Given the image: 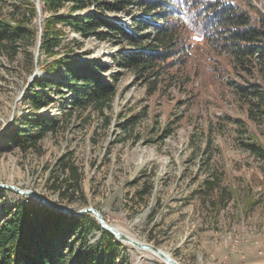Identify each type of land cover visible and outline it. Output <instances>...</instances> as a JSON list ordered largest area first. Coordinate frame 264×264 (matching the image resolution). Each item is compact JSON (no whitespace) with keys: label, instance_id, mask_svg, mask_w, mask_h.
Listing matches in <instances>:
<instances>
[{"label":"rangeland","instance_id":"obj_1","mask_svg":"<svg viewBox=\"0 0 264 264\" xmlns=\"http://www.w3.org/2000/svg\"><path fill=\"white\" fill-rule=\"evenodd\" d=\"M222 1L241 8L254 5L264 13V0ZM198 4L202 2L193 0ZM142 7L134 2L105 15L128 28ZM95 10L92 5L73 9L71 2L53 11L43 0H0V17L12 23L23 20L29 28L16 42L14 55L8 47L0 49V183L32 189L74 211L94 207L113 228L160 247L180 264H264V159L242 143L255 137L264 145V111L252 107L255 118H247L232 82H243L246 72L217 48L218 32L196 31L185 16L187 7L173 15L182 36L178 49L159 60L162 70L147 78L115 62L127 41L84 37L57 22L62 54L74 62L101 60V75H116L112 101L103 113L91 106L71 111L69 85L47 88L50 99L36 113L54 115L55 128L26 150L6 141L15 119L23 127L20 119L33 111L23 96L30 81L45 74L49 57L38 46L44 19ZM153 31L150 24L138 33L144 40ZM246 76L264 85L262 77ZM63 164L77 168V189L64 190L72 178ZM20 202L36 201L0 187V219L4 208ZM82 215L85 231L82 235L76 229L68 239L73 252L66 264L86 260L105 232L92 213ZM113 238L119 243L116 261L166 264Z\"/></svg>","mask_w":264,"mask_h":264},{"label":"trees","instance_id":"obj_2","mask_svg":"<svg viewBox=\"0 0 264 264\" xmlns=\"http://www.w3.org/2000/svg\"><path fill=\"white\" fill-rule=\"evenodd\" d=\"M66 2H71L73 9L92 5L96 10L76 16L52 14L44 19V25L38 33V46L44 55L49 57L43 65L45 74L30 81L23 96L33 111L24 114L20 119L23 127L17 126L18 119H15L17 127L9 129L6 139L15 142L21 150L34 145L48 130L55 128L57 119L54 115L36 113L39 107L50 99L47 88L51 90L54 87L69 85L67 89L71 91L68 95L72 105L71 111L74 106H91L103 113L115 93L111 81L116 80V75L102 76L101 60L74 62L73 58L58 50L62 31L56 26L57 22L71 26L84 37L97 34L103 38L113 36L127 41L128 46L120 55L114 56L115 62L131 67L136 73H143L147 78L162 70L163 65L159 60H165L178 49L182 36L173 15L179 12L181 7H187L185 16L198 33L206 35L209 31L218 32L219 36L214 38L217 48L229 53L232 61L247 75L254 73V76L264 79V13L254 5L249 4L247 8H241L222 0H206L204 3L200 0L202 4L198 5H193V0H43L45 6L53 11ZM134 2L143 6L142 12L133 16L128 28L125 27L127 25L122 26L105 15L106 11L125 10ZM155 9L161 11L155 14ZM150 24L154 27L153 36L151 39L142 40V34L138 32ZM100 27L107 30L97 31ZM28 33L29 28L23 20L12 23L0 17V49L8 47L14 55L17 52L16 42L24 39ZM246 74H242L245 82H232L236 84L238 97L245 103L247 118L252 119L255 118L252 107L264 111V85L248 78ZM235 121L244 126L242 120ZM241 129L246 130L245 127ZM242 143L254 156L264 159V145L255 137ZM67 168L72 182L65 183L64 190L77 189V168L62 165V170ZM60 194L64 196L65 193L62 191ZM3 211L4 217L0 219V264H66L73 252V244L68 239L76 229L83 235L86 227V215H67L38 201L20 202L12 208H4ZM82 241L85 242V235ZM118 246L119 243L113 236L104 232L102 240L94 244L87 253L86 260H77L74 264H124L121 260L116 261Z\"/></svg>","mask_w":264,"mask_h":264},{"label":"water","instance_id":"obj_3","mask_svg":"<svg viewBox=\"0 0 264 264\" xmlns=\"http://www.w3.org/2000/svg\"><path fill=\"white\" fill-rule=\"evenodd\" d=\"M0 187L10 188V189H13L20 194H23L25 196H30L33 199H35L36 201H38L40 204H42V205H44L50 209L65 213L67 215L80 216L85 212H90L96 218L97 222L105 230V232L111 234L115 238L122 240L125 243H129L130 245H133L137 248H141V249H145V250H151V251L156 252L160 256V258L163 259V261L166 264H180L174 257L166 255L161 250L160 247H158L154 244H151L149 242H144V241H141L142 243L138 242L136 240L128 238L127 236H125L123 234H120L118 231H115L109 224H107L105 222L103 217L100 215V213L94 207H85L83 209L74 211L70 207H67L65 205H61L59 203H56L54 201L47 199L46 197H44L43 195H41L40 193H38L37 191H34L32 189H21V188H18L17 186H14V185L2 184V183H0Z\"/></svg>","mask_w":264,"mask_h":264},{"label":"bare ground","instance_id":"obj_4","mask_svg":"<svg viewBox=\"0 0 264 264\" xmlns=\"http://www.w3.org/2000/svg\"><path fill=\"white\" fill-rule=\"evenodd\" d=\"M20 194V193H19ZM23 195V194H22ZM25 196V195H24ZM30 197V196H29ZM98 211V210H97ZM99 212V211H98ZM101 215V214H100ZM102 216V215H101ZM103 217V216H102ZM104 219V218H103ZM105 220V219H104ZM106 222V221H105ZM107 223V222H106ZM107 224H109V223H107ZM110 225V224H109ZM111 226V225H110ZM112 227V226H111ZM113 228V227H112ZM115 231H118L117 229H115V228H113ZM120 234H123V235H125V236H127L128 238H130V239H133V240H136V241H138V242H141V241H139V240H137V239H134V238H132L131 236H128V235H126V234H124V233H122V232H120V231H118ZM142 243V242H141ZM127 244H129V243H127ZM138 249H140V250H145V249H141V248H138ZM162 250V249H161ZM150 252V253H152L154 256H157L158 258H160V256L156 253V252H154V251H151V250H145V252ZM166 255H169L167 252H165L164 250H162ZM170 256V255H169ZM161 260H163L162 258H161Z\"/></svg>","mask_w":264,"mask_h":264}]
</instances>
